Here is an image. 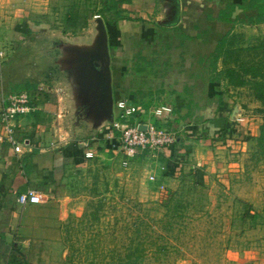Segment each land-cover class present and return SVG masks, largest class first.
Wrapping results in <instances>:
<instances>
[{
  "label": "rangeland",
  "instance_id": "rangeland-1",
  "mask_svg": "<svg viewBox=\"0 0 264 264\" xmlns=\"http://www.w3.org/2000/svg\"><path fill=\"white\" fill-rule=\"evenodd\" d=\"M38 2V13L30 12V0H19L18 8L24 13L0 16L3 74H8V81L20 78V86L26 77L29 83L24 82V86L30 84L32 75L36 77L39 87L25 89L30 92V101L38 94L46 99L43 94L49 90L57 93L45 95L54 98L49 122L55 140L71 143L75 138L70 133L73 129L83 132L76 137L79 140L89 139L92 134L85 124L74 126L77 114H85V109L76 100L72 71L64 68L69 54L61 45H93L96 18L104 22L103 16L107 24L117 22L123 18L121 3ZM32 23L38 27L44 24L48 30L44 35L50 34L44 37L45 46L41 43L50 54L48 62H38L34 70L30 68L28 29ZM16 26L18 35L14 39L10 35L12 29L14 35ZM42 36L41 33L39 41ZM236 36L234 45L220 48L221 76L227 70L228 83L238 87L231 89L236 99L229 107L228 118L234 108L238 110L231 128L227 127L222 135L203 137L207 141L202 146L194 143L192 156L182 158L179 169L172 173L167 168L166 154L161 152L168 147L160 152L139 151L134 158L125 160L102 144L106 142L103 127L93 134L95 147L88 142L81 144L94 153L93 158L67 168L61 184L66 207L59 208L60 238L30 239V245L16 246L21 257L18 264H264V237L251 231L258 226L264 229V144L259 146L257 142L258 129L264 125L260 111L264 106L252 89L255 82L264 81V32L252 36L241 31ZM126 53H119L122 85L129 80L125 77ZM211 64L212 59L207 70H211ZM219 68L217 60L215 75ZM113 79L112 72V85ZM161 101L156 96L139 107L149 113L163 105ZM148 117L161 127L160 121ZM150 175L157 178V183L149 181ZM161 184L163 190L158 189Z\"/></svg>",
  "mask_w": 264,
  "mask_h": 264
},
{
  "label": "crops",
  "instance_id": "crops-1",
  "mask_svg": "<svg viewBox=\"0 0 264 264\" xmlns=\"http://www.w3.org/2000/svg\"><path fill=\"white\" fill-rule=\"evenodd\" d=\"M18 1L0 0V16L24 13L18 8ZM23 1L29 3V0ZM120 7L123 18L107 26L114 97L115 100L127 99L140 106L157 96L162 98V104L172 107L174 120L179 122L175 130L179 136L172 147L161 152L168 158L167 168L175 173L182 158L192 156L194 143L202 146L207 141L199 135L211 137L213 127H230L229 107L236 99L231 89L238 90V87L228 83L227 70L221 76L220 48L234 45L236 34L241 31L252 36L264 32V0H129L121 3ZM39 8L38 0H30V12L38 13ZM17 27L14 28V35L11 30L10 37L14 39L18 35ZM28 29L30 68L34 70L38 62L42 65L48 62L50 54L41 43L44 45L47 42L44 37L50 34L44 35L48 31L44 24L38 27L32 23ZM2 32L0 30V46L4 39ZM41 33L43 36L39 41ZM132 47L134 49H130ZM217 47L220 68L215 75L212 68L207 70V64L210 65ZM123 51L127 52L125 77L129 80L122 85L119 53ZM1 55L0 50V111L4 97L25 89L34 90L40 84L33 75L26 86L25 83H29L27 77L22 86L20 78L13 77L14 81H8V74H3ZM31 81H35L33 85ZM50 91L43 94L46 99L36 95L31 100L33 111L16 120L15 140L25 144L20 152L15 153L6 142L0 143V264H8L12 248L23 247L30 243V239L60 238L59 208L66 207L61 184L67 168L71 165L78 167L87 161L82 143L96 146L97 140L93 139V135L79 140L76 137L84 134L74 129L70 132L75 137L71 143L62 144V139H54L49 118L55 103L48 96L57 93ZM26 92L30 96V92ZM73 142L76 146L71 145ZM108 143L102 142L106 149L119 153ZM193 149L196 150L195 147ZM27 192L39 194L41 203L17 204V197ZM251 231L258 237H264L261 226Z\"/></svg>",
  "mask_w": 264,
  "mask_h": 264
},
{
  "label": "built area",
  "instance_id": "built-area-1",
  "mask_svg": "<svg viewBox=\"0 0 264 264\" xmlns=\"http://www.w3.org/2000/svg\"><path fill=\"white\" fill-rule=\"evenodd\" d=\"M116 1L125 3L129 0ZM114 109L115 118L112 125L104 128L101 133L103 139L118 149L125 160L134 158L139 151L156 150L160 152L163 148H169L175 144L176 131L165 126L168 121L175 119L174 110L169 105L156 106L148 113L146 112L148 110L137 107L129 100L120 99L115 101ZM32 111L30 96L26 91L9 94L2 99L0 143L6 142L15 153H19L21 146L25 145L15 140L16 120ZM149 115L162 123L160 128L151 123ZM140 126H144L145 130L140 131ZM93 156L92 151L86 150L84 153V158L87 160L92 159ZM123 164L127 163L123 161ZM148 179L151 183L157 182V178L153 175H150ZM158 189L163 190L164 186L161 184ZM16 202L20 206L37 205L41 203V198L35 192H27L19 195Z\"/></svg>",
  "mask_w": 264,
  "mask_h": 264
},
{
  "label": "water",
  "instance_id": "water-1",
  "mask_svg": "<svg viewBox=\"0 0 264 264\" xmlns=\"http://www.w3.org/2000/svg\"><path fill=\"white\" fill-rule=\"evenodd\" d=\"M95 23L97 35L93 45L89 47L61 45V49L69 54L68 58H70L64 68L71 69V83L74 86L76 100L80 108L85 109V114L81 112L77 114L74 126L85 124L88 132L94 136L103 127L112 125L116 101L112 87L107 29L101 18H96ZM237 113V108H234L230 117L231 121ZM139 130L144 131L145 127L140 126Z\"/></svg>",
  "mask_w": 264,
  "mask_h": 264
},
{
  "label": "trees",
  "instance_id": "trees-1",
  "mask_svg": "<svg viewBox=\"0 0 264 264\" xmlns=\"http://www.w3.org/2000/svg\"><path fill=\"white\" fill-rule=\"evenodd\" d=\"M102 18L104 19V22H105V25H106V29H107L108 24L105 21V18L103 16H102ZM107 33H108V31H107ZM109 37L110 36H109V33H108V44H109ZM218 57H219V47H217L216 50L214 51V53L212 54V64H211V67H212L213 70L215 69V66H216ZM233 85L236 86L235 84H233ZM252 89L256 93V98L264 106V81L262 80V81L255 82L253 84V86H252ZM260 111H261V113L264 114V109L263 110H260ZM224 121H226V120H224ZM178 123L179 122L177 120H172V121H168L165 124V126L168 127V128H170V129H173L175 131L178 128ZM226 123L227 124L229 123L228 120L226 121ZM230 125H232V123ZM213 128H212L213 135H222L223 132L226 131L225 126L223 128H221V129H217V128H214L213 129ZM199 136L200 137H204L202 135H199ZM208 136L209 135H205V138L208 137ZM257 142H258V145L259 146H263V144H264V125L263 124L258 129ZM74 146H76V145H74ZM75 149H77V148H75ZM19 253H20L19 250L17 248L13 247L12 250H11V253H10L9 257H8V264H18V263H20V261L18 260L19 258H21Z\"/></svg>",
  "mask_w": 264,
  "mask_h": 264
}]
</instances>
